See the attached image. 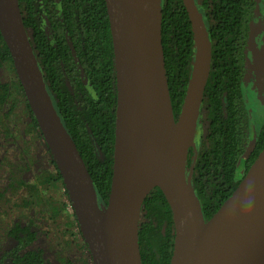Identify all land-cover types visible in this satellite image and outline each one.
<instances>
[{
    "label": "trees",
    "instance_id": "trees-1",
    "mask_svg": "<svg viewBox=\"0 0 264 264\" xmlns=\"http://www.w3.org/2000/svg\"><path fill=\"white\" fill-rule=\"evenodd\" d=\"M17 2L21 25L47 91L86 166L98 203L106 208L114 176L117 124L115 55L106 1ZM194 2L208 31L212 59L193 145L183 166L207 222L232 196L264 150L263 124L246 156L250 126L243 93L249 75L252 28L258 10L264 12V0ZM161 10L168 89L178 121L188 97L197 43L183 0H161ZM4 69L13 81L2 82L0 78V149L15 143L12 132L22 121L14 117L15 111L23 105L29 122L21 138L27 135L35 143L40 141L49 165L34 178L31 166L35 157L27 148V153L0 152V181L4 183L0 182V264H93L0 33V77ZM34 208H40L42 214L50 212L48 230L37 231L32 223L21 222L27 218L24 213ZM174 232L171 208L161 189L155 188L142 207L137 235L140 263L170 264ZM72 250L77 252L74 260L69 257Z\"/></svg>",
    "mask_w": 264,
    "mask_h": 264
},
{
    "label": "water",
    "instance_id": "water-1",
    "mask_svg": "<svg viewBox=\"0 0 264 264\" xmlns=\"http://www.w3.org/2000/svg\"><path fill=\"white\" fill-rule=\"evenodd\" d=\"M17 13L22 32L0 0V33L10 52L24 95L37 120L51 157L62 178L93 264H141L138 231L143 204L161 189L173 214L175 241L170 264H247L264 246V150L232 196L207 222L185 175L184 159L194 132L211 70L212 48L207 28L194 0H183L197 43L199 83L188 97L178 121L170 100L162 41L161 0H105L113 39L117 83V124L114 176L106 208L97 201L89 173L47 91L31 44ZM189 102L191 140L183 148L180 122ZM119 127L130 140L135 164L119 182ZM72 142L91 186L87 191L65 148Z\"/></svg>",
    "mask_w": 264,
    "mask_h": 264
},
{
    "label": "rangeland",
    "instance_id": "rangeland-1",
    "mask_svg": "<svg viewBox=\"0 0 264 264\" xmlns=\"http://www.w3.org/2000/svg\"><path fill=\"white\" fill-rule=\"evenodd\" d=\"M247 69L249 71V75L246 84L247 87L244 85L243 93L249 116L250 139L246 156L252 149L255 140L264 124V12L260 9L258 11L257 21L254 23L252 28ZM0 78L2 82L11 83L13 81L12 76H10L9 71L6 69H4L3 75ZM11 98L10 102L12 103L13 101ZM24 111L23 105L17 107L15 111L16 113L14 117L17 119H22L19 128L12 132V135L15 138V143L2 147L0 152L2 154L7 150V152L9 151L10 153L11 151L25 153L28 149L30 151V155L35 157V163L31 166V170L33 177L36 178V176L41 171L43 172L48 168L49 156L46 155L44 147L41 146L40 141H36L35 143L33 142L32 137H27V135L26 137L21 138L23 128L29 122L27 119V114ZM38 144L40 145L38 146ZM246 156L241 159L240 168L243 167V162L245 161ZM0 182L1 185L4 186L3 181ZM40 211V208H34L28 212H25L24 214H27V218L22 219L21 222L24 225L32 223L35 225L34 229L37 231L48 230L46 219L50 217V212L46 211V213L42 214ZM76 256L77 252L75 250H72L71 253H69V257L72 260L76 259Z\"/></svg>",
    "mask_w": 264,
    "mask_h": 264
},
{
    "label": "bare ground",
    "instance_id": "bare-ground-1",
    "mask_svg": "<svg viewBox=\"0 0 264 264\" xmlns=\"http://www.w3.org/2000/svg\"><path fill=\"white\" fill-rule=\"evenodd\" d=\"M8 10L16 28L18 29L19 32H22L21 26H19L20 23H19L17 5L15 0H8ZM199 78H200L199 72L196 70L191 83L190 100L193 99L194 92L199 83ZM193 109H194L193 103L189 102V106H188L189 112L186 114L185 118L182 119L180 122V135H181L183 148L187 147L190 144L191 131H192L190 112L193 111ZM119 139H120V153L117 157V162H116V176L118 181L122 182L124 179H126L129 176L130 171L135 164V160L132 158L133 154L130 149L131 142L128 139V137L124 135L123 129L121 127H119ZM64 144L68 154V158L72 163V166L76 174L81 180L83 187L87 191L91 190V186L88 180V175L74 150L72 142L69 141V139L65 138ZM247 264H264V246L261 248L260 252L256 255V257L250 259L247 262Z\"/></svg>",
    "mask_w": 264,
    "mask_h": 264
},
{
    "label": "flooded vegetation",
    "instance_id": "flooded-vegetation-1",
    "mask_svg": "<svg viewBox=\"0 0 264 264\" xmlns=\"http://www.w3.org/2000/svg\"><path fill=\"white\" fill-rule=\"evenodd\" d=\"M259 11V10H258ZM247 62H248V60H247ZM247 87V86H246ZM90 254V253H89Z\"/></svg>",
    "mask_w": 264,
    "mask_h": 264
}]
</instances>
